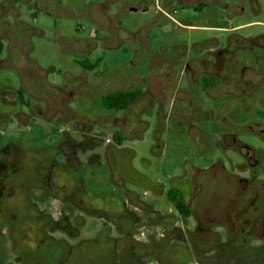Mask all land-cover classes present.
Masks as SVG:
<instances>
[{
    "label": "flooded vegetation",
    "instance_id": "flooded-vegetation-1",
    "mask_svg": "<svg viewBox=\"0 0 264 264\" xmlns=\"http://www.w3.org/2000/svg\"><path fill=\"white\" fill-rule=\"evenodd\" d=\"M118 1L122 3L121 8L112 11V3ZM142 1L147 8L153 6L161 14L150 21L149 26L169 20L179 27L192 28V21L185 19L181 23L170 15L173 9L189 5V0H162L163 8L158 7V0H105V5H101L102 22H92L98 27L95 30L104 34L100 39L103 44L114 39L115 32L119 31L127 33L135 42L136 34L116 27V23L121 13L137 11ZM249 1L259 6L258 0ZM202 4L230 8L221 0L196 3L197 6ZM8 12L14 23L5 21L0 14V56L5 53L0 59V69L14 70L20 86L18 90L4 88L1 92L2 104L17 105L18 111L13 114L0 108V264H264L262 156L239 142L235 132L229 131L239 125L225 116L229 108L226 103H220L222 95L230 94V87L239 93L237 96H246L249 100L254 92L263 89L264 34L243 37L237 34L238 26L216 28L228 33L223 44L213 38L193 43L192 50L182 43H174L171 49L164 45L160 47V56L165 59L168 56V59L161 62L159 76L155 78L154 73L136 71V65L154 53L152 41L139 38L140 46L130 47L136 62L131 63L125 73L124 86L104 90L110 82L100 78L89 93L93 100L100 99L104 109L121 113L120 118L98 115L99 126L87 115L71 111L66 103L70 97L68 87L78 82L87 83L88 72L98 68L101 60L95 62L94 68L89 67L86 60L78 61L82 71L77 76L51 68L52 74L62 77V83L48 81L42 69L34 67L29 59L24 61L25 49L29 48L24 36L38 29L20 22L13 8H8L5 15ZM34 15L31 11L30 16ZM24 62L26 66H22ZM116 93L123 94L122 106L107 108L105 99ZM215 101L224 114L218 121L229 129L219 136L224 145L239 155L241 162L232 173L227 172L221 162L204 169L191 165V175L183 173L167 188L157 189L174 208V213L170 210L169 214L161 215L154 211L153 205L140 202L126 189L124 172H134L131 165L134 153L123 144L133 136L141 138V133L150 127V123L140 117L144 113L153 118V148L157 151L163 146L161 136L169 121L186 127L194 145L200 147L209 135L196 123L213 111L208 106ZM257 101L264 105V97ZM39 103L46 106V114ZM153 107H156L155 114L151 112ZM34 117H41L45 129L36 124ZM69 123H73V129ZM93 125L101 130L91 134ZM107 127L113 129L112 138L101 132ZM248 128L261 138L264 135V125ZM74 134L107 145L103 152L107 175L95 167L90 158L87 162L80 161L83 143H78ZM206 172L225 184L228 196L239 206L230 221L219 222L217 226L203 216L196 205L199 197L211 189L210 184L207 185L209 180H202ZM105 180L116 194L114 191L97 194L86 186V183L99 186ZM170 190L180 195L188 209L187 215L180 213L168 199ZM123 196L129 201L131 198L137 214L127 212ZM116 207L122 211H114ZM82 212L108 221L90 240L80 239V228L87 218ZM194 237H198L200 245L191 242L189 246L188 242L187 247L181 246ZM78 238L77 243H70ZM103 245L108 246L106 252ZM227 248L231 251H226ZM91 250H95V254L88 256ZM100 253L102 256L96 257Z\"/></svg>",
    "mask_w": 264,
    "mask_h": 264
},
{
    "label": "rangeland",
    "instance_id": "rangeland-1",
    "mask_svg": "<svg viewBox=\"0 0 264 264\" xmlns=\"http://www.w3.org/2000/svg\"><path fill=\"white\" fill-rule=\"evenodd\" d=\"M125 1L133 2L134 0ZM200 1L202 0H189L187 1L189 5L175 8L170 12L171 17L181 23L185 19L192 21V28L179 27L169 20H162L155 26H149L150 21L155 20L158 16L153 6L146 14L141 11L129 12L128 10L125 14L121 13L116 27H121L128 33L136 34L135 42L131 36L123 31L115 32L114 39L108 40L104 44L100 41L104 34L96 31L98 27L92 22H102L101 5H105V0H0V14H2L1 17L5 21L14 23L9 12L5 15L8 8H13L18 12L20 22L33 29H38L36 32L29 31L24 36L29 47L25 49L27 58L24 61L29 59L34 63V67L42 69L48 81H54L56 84L62 83V77L52 74L50 72L51 68L68 71L77 76L82 71L78 61L86 60L87 64L92 65L101 60L98 68L88 72L87 83L81 85L78 82L79 84L76 83V86L71 85L68 87L67 92L70 97L66 103V106L74 113L87 115L92 122H97L100 114L120 118L121 113L104 109L100 99L93 100L89 97V93L100 78L110 82H108L110 86L103 88L104 90L112 91L124 86V75L129 71L131 63L136 62L130 47H139V38H149L152 41L154 53L145 57L142 63H138L135 67L136 71L140 74L154 73L155 75L152 77L155 78V76H159L161 62L168 59V56H166L167 59L160 56V47L164 45L171 49L174 43H182L189 50H192L193 43L213 38L223 44L228 33L216 30V28L226 29L227 27L241 26L237 30V34L243 37L264 34V0H258V7L249 0H221L230 8L219 9L215 5L205 7V4H202L203 7L199 10L196 3ZM112 4H114L111 5L112 11H117L122 6L120 1ZM84 8H89L86 9L89 10V13L85 17L82 12ZM31 11L35 12L38 17L37 21H33L36 16L31 17ZM4 57L5 53H2L0 59ZM27 62H24L22 66H26ZM15 63L18 66L20 64L17 60ZM97 72H99V75L95 74ZM19 86V78L14 70L0 69L1 110L13 114L18 111L17 105L10 107L2 104L1 99L3 96L1 92L4 91V88L18 90ZM78 86L82 87L78 88ZM240 87L244 88L242 85ZM232 88L230 87V94L222 95L220 101V103H226V108H229L225 116L232 123L239 125L228 130L235 132L239 142L253 148L259 155L261 154L260 167L261 174L264 177V135L261 138L252 134L248 128L249 126L264 125V105L259 104L257 101L259 97H264V87L262 90L253 93L252 100H249L246 96H237L239 93H236V90H232ZM247 91L251 90L248 89ZM31 103L33 102L31 101ZM217 103L216 101L210 102L208 107L213 111H209L208 116L206 115L203 121L196 123L198 128L209 135L205 137L206 141L200 147L194 145L193 137L187 133L186 127H180L175 121H169L161 136L163 146L160 151H157L153 148V118L150 119L144 113L140 115L142 120H147L150 123V127L147 131L141 133V138L133 136L126 139L123 144L124 147L134 153L131 160L134 172H124L126 178L124 185L126 189L133 192L140 202L153 205L154 211L161 215L169 214L170 210L174 213V208L167 201L165 195L157 192L158 188H167L173 180L183 173L191 175V165L198 169H204L221 162L224 169L232 173L236 165L241 162L239 155L232 151L230 147L224 145L223 138L221 139L219 136L221 133L228 132V130L218 121L224 114H222L221 106ZM39 105L42 112L46 114L48 111L46 106L43 103H39ZM152 111L155 114L156 107H153ZM40 118L34 117V120L36 124L43 126L45 129V123ZM216 118L218 119L216 120ZM96 124L99 125L98 122ZM69 125L73 129V123H69ZM97 127L93 125L90 133L95 134L97 130H101ZM101 132L104 133V136L112 138V128L107 127L104 130L102 129ZM72 136L78 143H83V152L81 151L79 155L80 161L85 162L87 158H90V162L107 175L108 165L103 155L107 145L103 141L98 143L97 140H84L79 134ZM226 143L230 145L229 141H226ZM213 171L212 173H215L214 169ZM212 173L206 172L202 175V180H209L207 185L210 184L211 189L205 191L199 197L196 205L199 212L203 216L206 215L207 219L217 226L219 222L230 221L234 212L239 210V206L228 196L230 193L225 188V184L212 176ZM86 186L97 192V194L114 191L108 180L103 181L99 186H91L88 183H86ZM113 193L116 194L115 191ZM48 201L52 202V199L48 198ZM130 201L124 196L122 197L123 205L126 202L125 209L127 212L136 213ZM56 207H58V204H56ZM99 207L101 208V206ZM115 210L116 212L122 211L117 207L114 208ZM83 214L87 218L83 227L80 228V239L90 240L95 238L103 230L104 224L108 225L106 219L92 215L90 212ZM138 214L140 213L138 212ZM78 240L79 238L72 239L70 243L75 244ZM188 242L189 246H191V242L200 245L198 237H194L192 240L188 239L187 243L182 242L181 246L187 247ZM102 248L106 252L108 246L103 245ZM226 251L231 250L227 248ZM87 254L91 256L95 254V250L88 251ZM102 254L96 255V257H100ZM189 264L193 263L190 262Z\"/></svg>",
    "mask_w": 264,
    "mask_h": 264
},
{
    "label": "trees",
    "instance_id": "trees-1",
    "mask_svg": "<svg viewBox=\"0 0 264 264\" xmlns=\"http://www.w3.org/2000/svg\"><path fill=\"white\" fill-rule=\"evenodd\" d=\"M203 7V5H199L197 6V8L199 10H201ZM0 51H1V45H0ZM89 67L91 68H94L96 66V64H92V65H89ZM122 97H123V94L122 93H116V94H113V95H110L108 96L105 101H104V105L107 107V108H117V107H121L122 106ZM168 199L174 203L176 209L182 213L183 215H187L188 214V209L186 208V206L184 205L180 195L174 191V190H170L169 193H168Z\"/></svg>",
    "mask_w": 264,
    "mask_h": 264
},
{
    "label": "crops",
    "instance_id": "crops-1",
    "mask_svg": "<svg viewBox=\"0 0 264 264\" xmlns=\"http://www.w3.org/2000/svg\"><path fill=\"white\" fill-rule=\"evenodd\" d=\"M95 6H97V4H95ZM216 6H217V5H216ZM92 7H93V6H92ZM158 7H159V8H163L162 0H158ZM86 9H89V8H84V9L82 10L84 17H85V16H88V13H89V10H86ZM137 11H141L143 14H146V13L149 12V8H147V5L145 4V2L142 1V2L140 3L139 7H137ZM137 11H130V12H137ZM155 13H158V15H161L160 12H159L157 9H155ZM240 27H241V26H238V28H240Z\"/></svg>",
    "mask_w": 264,
    "mask_h": 264
}]
</instances>
